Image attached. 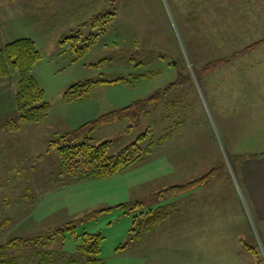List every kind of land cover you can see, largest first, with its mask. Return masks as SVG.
Here are the masks:
<instances>
[{
    "label": "rangeland",
    "instance_id": "1",
    "mask_svg": "<svg viewBox=\"0 0 264 264\" xmlns=\"http://www.w3.org/2000/svg\"><path fill=\"white\" fill-rule=\"evenodd\" d=\"M110 13L114 15L107 16V24L101 26L104 32L93 27L96 17ZM95 35L98 38L90 52L75 61L74 38L80 37L77 43L83 46ZM22 39L34 41L42 56L33 75L51 110L41 122L20 131L0 128V248H6L5 259L10 264H90V259L101 264H188V257L203 255L205 249L175 247L172 218L146 233L134 225L135 217L188 193L161 196L178 182L171 169L166 168L161 176L158 166L160 154L172 156L171 135L177 124L185 137L197 140L193 149L197 163L216 170L230 167L223 145L227 127L222 123L220 103L218 107L213 103V92L219 89L205 82L256 80L259 72L251 66L260 59L254 54L264 53V0H0V41L5 45ZM139 75L148 77L134 86H97L79 103L64 99L65 92L79 82ZM175 82L178 85L165 93ZM3 84L8 92L0 96V108L4 107L0 127L19 116L18 79H4ZM158 94V101L147 106L138 122L126 119L108 124L92 136L96 145L110 143L113 155L148 133L142 146L154 140L155 151L147 163L111 178L65 183L68 177L61 174L60 156L57 150L49 151L51 141ZM240 109L244 112L225 113L237 121L247 108L244 104ZM244 130L248 132L247 126ZM233 134L243 153L259 140L245 135L238 143L240 135L236 130ZM165 135L171 139L159 142ZM137 202L146 208L129 212L130 207H116ZM71 224L74 231L57 234ZM240 224L237 228H244L245 240L250 242L253 223ZM242 231L229 233L227 240L234 243L232 234ZM84 234L102 236L98 257L78 249ZM17 238L31 241L8 247ZM263 242L250 245L256 247L261 264Z\"/></svg>",
    "mask_w": 264,
    "mask_h": 264
},
{
    "label": "crops",
    "instance_id": "2",
    "mask_svg": "<svg viewBox=\"0 0 264 264\" xmlns=\"http://www.w3.org/2000/svg\"><path fill=\"white\" fill-rule=\"evenodd\" d=\"M256 52L260 53L261 51ZM254 55L260 56V59L254 60V64L251 66L252 70L259 72V75L255 76L256 80H252L254 78H224L218 80L219 82H211L213 79L205 82L211 84L213 89H219V91L213 92V103L217 105L216 107L220 103L224 117L222 123L227 127L226 142L223 145L230 167L225 166L221 170H216L203 162L197 163L194 160L193 149L194 144L198 142L197 140L192 142L193 138L185 137L179 128L180 124H177L171 135L172 145L174 144L172 156L160 154L158 159L159 173L163 176L167 172L166 168L171 169L173 177L176 178L174 179L178 181L176 186L185 185L211 175L206 182L188 191L186 195L171 199L173 200L172 204H167L172 210L169 218L150 231L151 233L172 218L175 247L180 245L193 250L205 249L201 252L203 254L201 256H198V251L195 250L194 254L198 258L188 257V264H261L258 251L254 250L256 247L250 246L257 245V240H264V74H262L264 53H255ZM224 63L228 64L227 61ZM222 66L221 68H223ZM224 76L225 73L222 77ZM3 80L0 78V81ZM0 88V96L7 94L8 91L4 84ZM244 104L247 108L246 112L237 121L227 117L228 112L233 114L244 112L242 109L239 110ZM3 110L4 107L0 108V112ZM225 111L228 112L225 113ZM244 126L248 128L247 133H245ZM234 130L237 135H240L238 143L245 135L259 137V140L251 147L246 148L243 153L240 150V143L236 144L233 140L234 134L231 135ZM168 135L160 138L159 142L171 139ZM256 143L259 144V148ZM154 148L142 162L121 173L147 163L148 158L155 151ZM200 148L199 145V150ZM185 152L188 153L187 160ZM167 157L169 161L171 159V162L166 161ZM184 171H188L187 176H184L186 172L180 174ZM83 182L85 181L79 183ZM245 221H251L254 225V229L251 230L252 234L249 235L250 242L245 240L243 234L245 230L242 231L244 228H237L240 222L243 225ZM239 229L242 231L240 235L232 234L235 242L228 241L227 238L231 235L229 233H238ZM191 253L193 254V252Z\"/></svg>",
    "mask_w": 264,
    "mask_h": 264
},
{
    "label": "trees",
    "instance_id": "3",
    "mask_svg": "<svg viewBox=\"0 0 264 264\" xmlns=\"http://www.w3.org/2000/svg\"><path fill=\"white\" fill-rule=\"evenodd\" d=\"M109 15L113 16L114 14L110 13L96 17L93 20V27L100 28L103 24H107L104 19ZM100 31L104 32V28L101 27ZM97 38L98 35L93 36L90 42H85L83 46H79L77 43L80 37L74 38L76 41L73 43V49L77 54L75 61L82 59L90 52ZM41 59L42 56L35 42L30 39H22L5 45L0 41V78L8 79L15 77L18 79L16 105L19 114L17 119L7 122L0 127L1 129L5 127L10 132L20 131L26 125L41 122L50 112L51 105L45 101L44 91L33 75V69ZM147 77L148 75H139L132 79L118 78L113 81L87 80L79 82L72 85L65 92L64 99L68 103H79L85 100L97 86L105 84L134 86L137 81ZM177 85L178 82L172 83L166 89L165 93ZM159 97L160 95L158 94L147 100L136 101L130 106L104 114L93 121L83 124L72 132L60 136L57 140L51 141L48 148L49 151L57 150L60 156L61 174L68 177L65 183L68 180L73 183L76 180L82 182L93 178L103 179L114 177L131 166L142 162L155 147V141L151 140L147 147L143 148L142 143L147 140L148 133L141 135L136 143L131 144L113 155L110 154V143L106 142L96 145L93 143L92 136L99 128L108 124L126 119L138 122L142 114H146L145 110L147 106L157 102ZM210 176L208 175L185 186L170 187L168 190L162 192L161 196L164 198L172 197L175 194L190 191L206 182ZM116 207H121L125 210L130 207L129 212L140 208L141 210L139 211H142L145 204L137 202L122 204ZM171 211V207L169 206H162L155 211L148 210V213L142 211L139 216L135 217L134 225L137 223L143 232L148 233L161 222L168 219ZM70 230H75L74 224L67 226L65 229H59L57 234H63ZM54 236H50V238H54ZM30 241L28 239L17 238L10 241L8 247H22ZM102 243L103 238L100 234H84L80 240L78 249L90 257H98L102 252ZM4 249L6 248H0V264H10L5 259ZM89 263L101 264L99 261L93 259H90Z\"/></svg>",
    "mask_w": 264,
    "mask_h": 264
}]
</instances>
